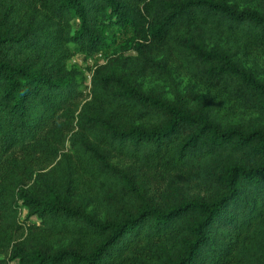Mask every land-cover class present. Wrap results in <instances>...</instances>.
I'll use <instances>...</instances> for the list:
<instances>
[{
  "label": "trees",
  "instance_id": "trees-1",
  "mask_svg": "<svg viewBox=\"0 0 264 264\" xmlns=\"http://www.w3.org/2000/svg\"><path fill=\"white\" fill-rule=\"evenodd\" d=\"M127 30L121 66L164 55L255 119L100 68L85 98L67 60ZM257 54L264 0H0V264H264V81L243 66ZM113 157L203 194L155 201Z\"/></svg>",
  "mask_w": 264,
  "mask_h": 264
},
{
  "label": "rangeland",
  "instance_id": "rangeland-1",
  "mask_svg": "<svg viewBox=\"0 0 264 264\" xmlns=\"http://www.w3.org/2000/svg\"><path fill=\"white\" fill-rule=\"evenodd\" d=\"M77 25L76 20L73 26ZM132 32L128 30L118 33L114 37V44L111 48L97 52L92 56L74 54L67 60L69 67L80 68L79 80L82 82L84 97H88L90 88V75L95 69L100 68L102 72H117L129 76L130 81L146 93H152L164 97L170 101H181L188 105L202 104L206 109L216 111L223 122H244L253 121L252 114L241 112L233 100L217 89L191 77L178 66L176 60L165 61V56L160 55L155 59L164 62V69L159 66L153 69H139L140 65L136 58L130 60L133 66H121L122 58H133L136 53L129 48V40L132 39ZM131 56V57H130ZM243 66L251 70L256 79L264 81V54L247 59ZM235 105V108L232 106ZM111 162L122 169L128 168L135 183L143 189L146 195L155 201L166 199L175 193H188L189 196L203 194V191L195 185L193 181H180L175 173L163 174L153 171H135L129 162L124 159L111 158ZM71 204L81 206L86 212L94 213L98 216L105 215L106 210L101 209L97 204L91 203L87 198L76 193L71 198Z\"/></svg>",
  "mask_w": 264,
  "mask_h": 264
}]
</instances>
